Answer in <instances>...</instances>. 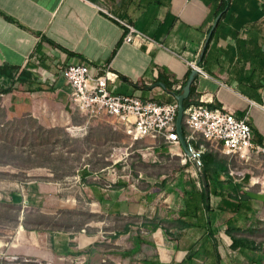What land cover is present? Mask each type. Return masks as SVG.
Wrapping results in <instances>:
<instances>
[{"label":"crops","instance_id":"0c3cea01","mask_svg":"<svg viewBox=\"0 0 264 264\" xmlns=\"http://www.w3.org/2000/svg\"><path fill=\"white\" fill-rule=\"evenodd\" d=\"M119 21L155 45L123 43ZM83 62L92 74L117 75L112 95L159 104L177 102L195 62L208 74L194 79L197 99L246 120L264 149V0H0V69L31 76L6 95L9 117L29 114L71 132L79 112L56 70ZM183 128L188 147L229 167L235 156L187 141L184 120ZM135 145V174L119 148L82 157L70 177L0 181V264H264V174L217 172L214 182L202 163L183 162L181 144ZM230 234L244 245L233 248Z\"/></svg>","mask_w":264,"mask_h":264},{"label":"built area","instance_id":"2783aa9c","mask_svg":"<svg viewBox=\"0 0 264 264\" xmlns=\"http://www.w3.org/2000/svg\"><path fill=\"white\" fill-rule=\"evenodd\" d=\"M101 12L110 15L103 6H97ZM127 32L122 42L133 45H155L150 37L142 34L133 26L119 21ZM198 75L208 77V74L195 62L189 63ZM36 73L43 80H55V75H61L69 86V100L78 112L87 120L108 116L112 123L121 126L130 136L133 143L145 138H162L170 144L180 145L176 132L177 102L159 104L152 100H142L131 96L112 95L108 90V83L117 79V75L106 70L103 75L91 72L88 63L70 66H60L56 74H49L38 68ZM184 125L188 130L187 141L199 138L215 146H221L222 151L241 160L248 158L252 150L264 151L253 145V132L244 119H238L234 113L226 108H210L203 99H196L185 109ZM191 156L184 155L183 162L191 160L201 167L203 148L189 146ZM231 175L240 177V173L230 170Z\"/></svg>","mask_w":264,"mask_h":264},{"label":"rangeland","instance_id":"374dc122","mask_svg":"<svg viewBox=\"0 0 264 264\" xmlns=\"http://www.w3.org/2000/svg\"><path fill=\"white\" fill-rule=\"evenodd\" d=\"M8 105L9 97L0 95V181L20 186L31 180H44L47 174H52L53 179L70 177L82 157L98 158L103 150L114 152L119 148L129 161L128 171L135 174L134 160L130 162L133 156L129 154L136 145L108 116L87 120L79 113L69 125L71 132L67 133L62 128L47 129L29 114L9 117ZM96 123L110 126L111 131L89 129ZM78 127L86 129L74 133L72 130ZM229 168L245 180L249 176L257 177L264 174V154L252 150L245 160L234 157Z\"/></svg>","mask_w":264,"mask_h":264},{"label":"trees","instance_id":"16d2710c","mask_svg":"<svg viewBox=\"0 0 264 264\" xmlns=\"http://www.w3.org/2000/svg\"><path fill=\"white\" fill-rule=\"evenodd\" d=\"M31 76H29V74L27 75L24 71H22L19 76L16 78V72L14 70L12 71H7V70H1L0 69V95H8L10 93H12L13 91L17 90V86L16 84L18 82H21L23 80L28 81ZM31 80V79H30ZM33 81H31L32 83ZM165 85L167 87H171L169 84H167L166 82H164ZM50 91H53L54 88L50 87L49 88ZM181 90L177 91V93H180ZM198 98L197 94H196V85L195 83L192 84L191 86V93L190 96L188 97V99H186L184 101V107L185 109H187V107L189 105H191L192 103H196V99ZM185 132V130H184ZM186 135V132H185ZM201 163H202V172L204 174V176L208 179V177H212L213 181L215 182L214 177H216V173H223L225 175H227V177L229 179H231L230 176V170L229 167L227 166L226 163L224 162H220L218 161L214 156L212 155H207V154H203L201 155ZM208 181V180H207ZM231 182H229V185ZM208 188L210 189V185L208 182ZM208 201H209V210H210V197H208ZM230 232V231H229ZM231 240H232V247L233 248H238L240 246L244 245V241L242 239H237L236 237H233L230 234Z\"/></svg>","mask_w":264,"mask_h":264},{"label":"water","instance_id":"95a60500","mask_svg":"<svg viewBox=\"0 0 264 264\" xmlns=\"http://www.w3.org/2000/svg\"><path fill=\"white\" fill-rule=\"evenodd\" d=\"M197 75H198L197 71L192 70L185 86L183 87L182 93L179 95H175V93L172 92V94L175 95V99L178 104V112H177V117H176V132L179 137L181 147L188 156H191V153L189 152V148H188L185 136H184V128H183V120H184V113H185L184 101L188 99V97L190 96L191 86ZM158 85L165 88L164 84L160 83ZM204 187L207 190V182H204Z\"/></svg>","mask_w":264,"mask_h":264}]
</instances>
